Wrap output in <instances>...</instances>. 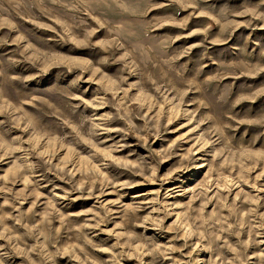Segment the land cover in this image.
<instances>
[{
	"label": "rangeland",
	"instance_id": "obj_1",
	"mask_svg": "<svg viewBox=\"0 0 264 264\" xmlns=\"http://www.w3.org/2000/svg\"><path fill=\"white\" fill-rule=\"evenodd\" d=\"M0 264H264V0H0Z\"/></svg>",
	"mask_w": 264,
	"mask_h": 264
}]
</instances>
